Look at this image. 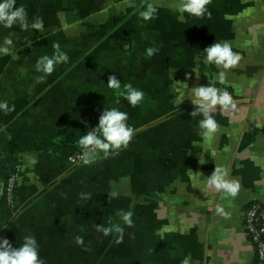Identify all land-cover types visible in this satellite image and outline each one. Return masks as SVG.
<instances>
[{
	"label": "crops",
	"instance_id": "crops-1",
	"mask_svg": "<svg viewBox=\"0 0 264 264\" xmlns=\"http://www.w3.org/2000/svg\"><path fill=\"white\" fill-rule=\"evenodd\" d=\"M142 3L157 7L155 19L139 16ZM177 3L16 0L14 7L26 8L30 24L43 18L44 30L0 25V45L5 37L13 41L11 54L0 55V102L15 105L8 114L0 110V236L13 247L35 236L47 264L59 247L57 262L64 264H181L189 255L192 264L252 263L240 212L249 201L264 202V0H212L211 19L185 13L184 22L177 19ZM223 40L232 42L242 60L220 84L223 69L204 62L203 50ZM54 42L70 59L38 82L43 73L35 64L53 54ZM149 47L160 50L148 57ZM113 74L120 90L107 86ZM210 82L227 88L239 111L218 108L214 116L221 128L206 139L199 134L202 117L190 116L195 106L181 90ZM127 83L145 93L136 107L122 95ZM112 107L127 112L135 129L128 148L91 165L69 164L66 155L84 128L97 126L104 108ZM217 165L240 181L235 199L214 191L205 195ZM11 174L17 175V195L7 207L2 188ZM113 190L117 198L110 197ZM81 193H91V199H81ZM216 204L231 218L216 215ZM119 210L134 213L133 227L123 224ZM110 218L124 227L120 244L115 233L100 244L106 236L96 225L109 226ZM85 221L95 224L86 246L75 240L83 237Z\"/></svg>",
	"mask_w": 264,
	"mask_h": 264
},
{
	"label": "clouds",
	"instance_id": "clouds-1",
	"mask_svg": "<svg viewBox=\"0 0 264 264\" xmlns=\"http://www.w3.org/2000/svg\"><path fill=\"white\" fill-rule=\"evenodd\" d=\"M212 0H179L175 5L174 10L179 14L177 19L184 22L185 13L203 18L211 19L212 13L208 6ZM16 0H2L0 2V25L5 28H12L14 25H19L22 31H28L30 28L36 31L44 30V21L42 17H35L30 24L28 21V14L24 6L14 7ZM143 11L139 12V16L144 21H150L157 17V7L152 3H142ZM30 45V43H29ZM13 41L10 37H5L3 44L0 45V55H10L12 52ZM54 52L51 56L43 55L37 59L35 68L37 72L43 73L38 78V82H42L46 76H50L58 64L67 63L69 56L66 52L61 50L59 42L53 43ZM158 47H149L146 49V55L152 57L159 52ZM206 54L203 58L204 62L209 65H215L223 69L218 73V82L224 84L227 79V70L239 66L242 60V55L238 51H234L233 44L230 41H216L204 50ZM190 78V76L186 77ZM107 86L113 90L121 89V81L116 75H109ZM181 94L184 99H190L195 106V110L190 113V116L195 118L201 116L202 119L198 121V128L200 135L206 139L213 138L220 130L221 125L215 119L214 113L219 108L222 113L235 114L239 111L237 102L233 95L227 88L217 87L215 83L210 82L209 85H197L192 88L182 89ZM122 95L124 99L132 107L138 106L145 98L143 90L133 87L131 83L123 85ZM0 110L5 114L15 111V105L9 106L7 101L0 102ZM129 115L119 108H104L99 115L98 125L91 128L86 134H83L79 140L78 145L81 148L79 158L84 165L94 164L98 159H107L110 156L119 155V152L127 149L131 143L135 129L128 123ZM259 126V125H258ZM101 153L103 154L101 156ZM71 159V158H70ZM38 161L33 158L31 165L35 166ZM199 162L203 164L202 160ZM241 190V183L238 179L231 177V174L225 166H215L214 171L207 178L205 185V195L208 192L222 193L223 199L231 197L235 199ZM111 198H117L119 192L113 190L110 192ZM81 199H91V193H81ZM216 215L230 219L231 213L226 211L225 206L216 204ZM133 212L119 210L116 215L120 217L123 224L127 227H133ZM96 230L102 232L104 236L116 234L115 242L120 244L123 242L124 227L118 223H113L109 219V226L105 227L103 224L96 225ZM78 245H83V237L77 236L75 238ZM88 250V249H85ZM0 264H47L46 260L41 258L39 245L35 236L26 235L23 238V243L20 247L15 248L8 238L0 236ZM181 264H192L191 256H186Z\"/></svg>",
	"mask_w": 264,
	"mask_h": 264
},
{
	"label": "built area",
	"instance_id": "built-area-1",
	"mask_svg": "<svg viewBox=\"0 0 264 264\" xmlns=\"http://www.w3.org/2000/svg\"><path fill=\"white\" fill-rule=\"evenodd\" d=\"M94 127L96 126L93 124L87 125L82 135ZM261 130L264 134V123L262 124ZM81 151L77 141L75 149L66 155V161L74 166L82 164L79 158ZM16 176V174L7 175L3 182L2 201L7 207H12L16 200ZM240 216L245 235L253 246V261H255V264H264V202L260 200L247 202L241 208Z\"/></svg>",
	"mask_w": 264,
	"mask_h": 264
},
{
	"label": "rangeland",
	"instance_id": "rangeland-1",
	"mask_svg": "<svg viewBox=\"0 0 264 264\" xmlns=\"http://www.w3.org/2000/svg\"><path fill=\"white\" fill-rule=\"evenodd\" d=\"M100 224H103L105 227H107V223H100ZM93 225H95V224H93V223H91L89 221H85L83 223V229H84L83 230L84 231L83 232V240H84V245L85 246L89 245L91 243V241H92L91 232H92V229H93ZM78 227H79V223H78ZM104 240L108 241L109 239L107 237L100 238V244H102ZM66 241H67V239H66ZM61 245H63V241L60 244V246ZM68 245H69V247L70 246L74 247L75 246V242L72 243V240L69 239L68 240ZM61 251H62V247L56 248V250H52L51 256L49 255V257L51 259V264H64L63 261L57 262V261H59V257L61 258V256H60V254H62ZM46 258H48L47 254H46Z\"/></svg>",
	"mask_w": 264,
	"mask_h": 264
},
{
	"label": "trees",
	"instance_id": "trees-1",
	"mask_svg": "<svg viewBox=\"0 0 264 264\" xmlns=\"http://www.w3.org/2000/svg\"><path fill=\"white\" fill-rule=\"evenodd\" d=\"M253 263L255 264V261L252 260V263L251 264H253Z\"/></svg>",
	"mask_w": 264,
	"mask_h": 264
}]
</instances>
